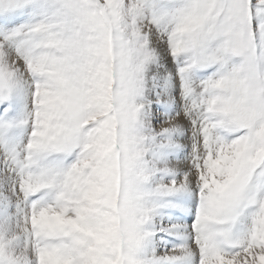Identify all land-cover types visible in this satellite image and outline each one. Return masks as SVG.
<instances>
[{
	"label": "snow or ice",
	"instance_id": "1",
	"mask_svg": "<svg viewBox=\"0 0 264 264\" xmlns=\"http://www.w3.org/2000/svg\"><path fill=\"white\" fill-rule=\"evenodd\" d=\"M0 264H264V0H0Z\"/></svg>",
	"mask_w": 264,
	"mask_h": 264
}]
</instances>
